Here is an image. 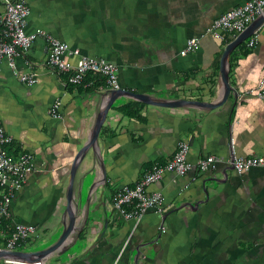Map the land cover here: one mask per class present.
<instances>
[{"label":"crops","instance_id":"crops-1","mask_svg":"<svg viewBox=\"0 0 264 264\" xmlns=\"http://www.w3.org/2000/svg\"><path fill=\"white\" fill-rule=\"evenodd\" d=\"M246 1L25 0L28 33L41 29L80 55L113 63L121 90L157 104L128 94L118 97L92 154L96 174L77 166L70 181L78 143L91 134L110 91L106 82L87 74L80 85L68 84L65 74L47 66L48 45L42 39L15 62L19 73L35 75L34 84L19 81L6 60L0 62V125L13 140L6 150L13 157L29 152L35 168L11 201L10 228L24 224L41 231L12 251L37 252L59 238L68 223L71 183L75 228L61 248L65 252L41 264H264V169L238 175L227 162L230 137L236 155L264 157V99L244 93L264 76V27L256 29L252 48L246 46L250 36L229 55L228 103L216 109L159 106L208 102L222 93L220 60L234 39H214L208 30L220 15ZM192 37L200 38L199 47L181 55ZM235 92L242 94L241 101ZM56 102L59 119L51 113ZM181 142L189 145L192 166L207 156L220 162L212 171L193 167L174 180L166 174L146 187L148 194L161 191L162 213L151 209L141 220L124 219L113 207L115 193L133 187L151 166L168 163ZM124 208L134 211L133 205ZM5 260L0 258V264Z\"/></svg>","mask_w":264,"mask_h":264},{"label":"built area","instance_id":"built-area-1","mask_svg":"<svg viewBox=\"0 0 264 264\" xmlns=\"http://www.w3.org/2000/svg\"><path fill=\"white\" fill-rule=\"evenodd\" d=\"M2 2V10H0V62L6 60L9 69L19 81L30 85L36 82L34 74L19 73L15 62L17 57L27 54L35 41L42 39L48 45L47 66L58 75L65 74L68 84L80 85L87 74H92L103 78L110 91L120 90L117 69L113 63L104 59L80 55L77 49H70L67 44L41 29L28 33L26 27L30 8L25 0H4ZM262 15H264V0H247L244 4L220 15L212 22L208 31L214 39L220 41H224L227 35H231L235 39ZM260 27H264V22ZM257 38L258 34L255 30L246 46L252 48ZM199 45L200 38H188L180 54L185 56L192 53ZM69 57H75L76 61L71 62ZM244 93L264 99V76L258 86L248 89ZM235 99L241 101L242 94L235 92ZM59 105V102H56L51 108V113L58 119L60 118V115L57 114ZM12 141V138L6 134L0 125V223L2 219H9V208L13 197L22 188L26 177L35 170L32 155L29 152H22L15 157L7 152L6 147ZM228 151L227 162L236 174L241 175L254 168L264 169V157L236 155L232 137L229 139ZM188 152L189 145L186 142H181L168 163L151 166L133 187H123L118 190L112 199L113 207L127 220L133 218L134 215L138 220H141L151 209L161 214L164 210L161 191L148 194L146 187L162 180L166 174H169L174 180L187 174L193 167L200 172L212 171L220 162V159L215 156H207L192 166L187 160ZM128 205H133L134 211L128 212L124 208ZM159 229L161 234L165 232L162 223ZM35 234L36 228L33 225L15 224L8 234L0 229V237L6 238L5 249L11 251L19 243L33 238ZM5 263L17 264L16 261L10 259H6ZM31 264H41V262Z\"/></svg>","mask_w":264,"mask_h":264},{"label":"water","instance_id":"water-1","mask_svg":"<svg viewBox=\"0 0 264 264\" xmlns=\"http://www.w3.org/2000/svg\"><path fill=\"white\" fill-rule=\"evenodd\" d=\"M264 22V15H262L260 18L255 20L252 24H250L241 34H239L233 41L228 43L226 47L223 50L221 60H220V81H221V87L223 89L222 93L215 98H211L212 100L205 102V101H198V100H178V101H168L164 103H159V106L174 109L183 107L186 105H198L200 107L210 108V109H216L218 107H221L228 103L230 101L231 96V86L228 81V75H227V64H228V58L231 53V51L241 44L243 41H245L248 37H250L256 29H258L262 23ZM126 94L130 95L131 98H134L142 103L145 104H157L153 103L148 97L140 94H133L130 92H126L123 90H115V91H109L108 94H105L104 100H102L100 107L101 110L98 112L95 124L92 129V132L89 136L85 137V142L80 141L78 143L79 148L77 149L72 166L70 171V181L73 180V177L75 175V170L77 169V166H82V171L86 173H95V169L92 162V154L93 152L98 148V137L101 132L102 126L104 122L106 121L107 114L114 104V102L117 100L120 96H126ZM209 90L205 93V95H209ZM100 171H102L101 167L99 166ZM232 168V167H231ZM208 181V180H207ZM206 181V182H207ZM205 181L203 182V191L207 192V187L205 185ZM212 182H219L217 179H212ZM71 199H72V185L69 184L68 191H67V203H66V214L68 217V223L67 226H64L63 231L59 238L50 246H48L45 249L39 250L37 252L28 253V254H19L15 251H9V250H0V258L6 257V259H11L14 256L22 257L24 259H27V263H36L43 261V258L51 257L55 253L62 254L65 252L64 249L61 250V248L64 246L65 242L67 241L70 234L73 232L75 228V217L73 214L72 206H71ZM139 253L137 252L136 258H138ZM13 260V259H11ZM20 261V260H15ZM23 262V261H21ZM20 263V262H19Z\"/></svg>","mask_w":264,"mask_h":264},{"label":"trees","instance_id":"trees-1","mask_svg":"<svg viewBox=\"0 0 264 264\" xmlns=\"http://www.w3.org/2000/svg\"><path fill=\"white\" fill-rule=\"evenodd\" d=\"M0 197H1V188H0ZM0 229L4 230L6 234H8L11 230L10 228V222H9V219H2L1 220V223H0ZM5 239L6 238H0V246H5Z\"/></svg>","mask_w":264,"mask_h":264},{"label":"rangeland","instance_id":"rangeland-1","mask_svg":"<svg viewBox=\"0 0 264 264\" xmlns=\"http://www.w3.org/2000/svg\"><path fill=\"white\" fill-rule=\"evenodd\" d=\"M38 232H41V231H37V233L36 234H38ZM39 236V235H38ZM42 236H43V233L40 235V237H39V239L41 240L42 239Z\"/></svg>","mask_w":264,"mask_h":264},{"label":"clouds","instance_id":"clouds-1","mask_svg":"<svg viewBox=\"0 0 264 264\" xmlns=\"http://www.w3.org/2000/svg\"><path fill=\"white\" fill-rule=\"evenodd\" d=\"M1 250V249H0ZM4 250H6V249H4ZM9 251H11V250H9Z\"/></svg>","mask_w":264,"mask_h":264}]
</instances>
